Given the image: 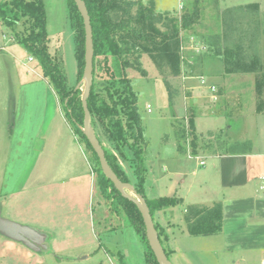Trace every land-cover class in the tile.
<instances>
[{"label":"rangeland","instance_id":"rangeland-1","mask_svg":"<svg viewBox=\"0 0 264 264\" xmlns=\"http://www.w3.org/2000/svg\"><path fill=\"white\" fill-rule=\"evenodd\" d=\"M43 1L49 52L59 59L68 84H73L70 87L82 91L84 76L75 81V34L70 27L67 0ZM254 2L264 11V0H154L156 12L169 11L170 15L178 18L185 9L191 11L194 6L197 8L193 27L181 30L179 34L178 75L168 74L165 66L159 68L148 53H142L139 58L144 73L133 68L126 70L131 87L137 94V108L142 118V143L146 144L144 165L146 169L151 166L148 176L147 171L145 173L144 183L147 188L153 185L154 194L165 192V188L160 187L162 181L155 180L152 175L167 174L175 169L177 160L171 157L175 151L174 136H177L178 143L187 141L186 130L191 132L188 133L189 142L191 134H194L196 145L201 146L204 152L223 153L246 141H256L255 145L263 148L264 17L255 13ZM142 3L148 5L149 0H142ZM135 8L136 5L133 11ZM0 29V46L4 44L2 35L5 36L6 45L13 43L11 51L3 49L0 53V216L36 231L38 229L46 236L41 242L47 245L46 248L37 249L0 233V264H145L147 245L144 239L130 224L124 210L119 207L115 211L101 196L99 189L97 196L94 193L92 197L95 210L89 221L83 219L82 227L76 225L73 230L65 229L63 222L57 221L52 234L49 232L58 218V212L49 215L48 210L37 205L40 190L25 189L16 195H4L24 180L27 182L29 176H33V179L38 177L34 165L46 158L38 152L42 137L38 138L34 132L38 130L41 118L49 117L48 113L45 117V104L48 107L51 104L52 110L56 102L35 59L18 43L12 40L8 43V27L0 26ZM217 50L219 54H216ZM253 58H258L259 63L254 65L252 71H244L243 63H249ZM222 72L221 78L212 77ZM47 87L49 93L46 92ZM147 105L151 111L146 109ZM258 105L262 108L261 112L257 111ZM13 114L19 122L14 120ZM174 115H179L174 119L175 127L172 125ZM197 115L203 118L198 124L201 133L197 132L198 129L195 131V127L192 132L187 122ZM13 121L15 127L11 129ZM93 124L106 151L117 155L113 143H107L97 122ZM207 124L208 128L204 130ZM211 124L218 125L215 132L208 130ZM80 144L94 179L98 181L97 161L86 145L83 142ZM183 153L181 165L188 170L194 161L187 160ZM164 166L167 167L165 172ZM64 170L63 165L62 174ZM179 184L183 186V183ZM124 190L128 191L126 188ZM98 203L100 207L105 206L102 213L98 211ZM180 209L179 206L174 209L175 216H182ZM174 219L178 221L177 217ZM80 229L82 233L77 235H89L87 240L93 239L94 242L74 248L71 246L75 242L72 236ZM67 232L71 233V237ZM161 232L163 246L172 264H188L180 251L176 254L169 249ZM176 234L179 235L175 246L185 250L191 264H225L226 257H229L215 252L221 242L218 236H191L186 228L182 234ZM210 248L214 250L213 253L207 252Z\"/></svg>","mask_w":264,"mask_h":264},{"label":"trees","instance_id":"trees-1","mask_svg":"<svg viewBox=\"0 0 264 264\" xmlns=\"http://www.w3.org/2000/svg\"><path fill=\"white\" fill-rule=\"evenodd\" d=\"M84 1L90 16L94 49L93 82L87 100L91 123L94 128L93 123L97 122L103 137L113 143L118 156L128 161L135 176V182L132 184L145 198L154 221L155 211L176 206L181 203V199L170 196L147 199L144 194L143 186L147 170L144 165L146 144L142 143L143 127L137 108L138 97L131 87L126 70L133 68L144 73L139 58L142 53H148L159 68L165 66L169 71L168 74L178 75L180 72V60L177 55L179 34L181 30H189L193 27L197 8L194 6L191 11L185 9L178 18L170 15L169 11L156 12L154 0H149L148 5H144L142 0ZM135 5L136 8L133 11ZM67 8L70 27L75 34L74 56L76 82H78L84 74L83 20L73 0H67ZM0 24L10 29L11 35L9 34L8 38L18 43L29 56L35 59L36 65L55 92L68 124L78 140L83 142L94 155L98 165L97 183L100 194L115 211L119 207L124 210L130 224L144 239L147 245L144 255L145 264H159L148 246L144 223L136 205L115 189L112 182L102 173L96 153L79 128L83 121L81 89L67 85L59 59L49 52L44 1L0 0ZM226 51L228 52L227 49ZM219 53L217 50L216 54ZM257 63H259L258 58H253L251 62L243 63V70L252 71ZM258 84L260 86L261 83L258 82ZM257 111H262L260 105L257 106ZM187 122L190 130L194 132L193 117H190ZM186 133H188L187 130ZM189 144L191 153L195 154L197 145L194 134H191ZM103 148L108 163L120 180L131 183L118 164L116 156L108 153L104 146ZM183 218L186 231L191 236L218 234L222 230L221 202L216 201L211 205H188ZM154 225L163 246L157 222L154 221ZM164 250L169 258L168 252L165 248Z\"/></svg>","mask_w":264,"mask_h":264},{"label":"crops","instance_id":"crops-1","mask_svg":"<svg viewBox=\"0 0 264 264\" xmlns=\"http://www.w3.org/2000/svg\"><path fill=\"white\" fill-rule=\"evenodd\" d=\"M252 6L255 13L264 17V11L257 2H254ZM2 36L4 44L0 46V53H2L1 50L3 49L10 50L13 45L12 43L10 45L7 44V46L5 36ZM10 41L8 40V43ZM222 74L223 72L213 74L212 77L221 78ZM44 81L48 86L47 80L44 79ZM67 85H69L68 82ZM72 85H69V87ZM48 87L56 104H54L52 110L51 104L49 107L48 104H45V117H47V113L49 117L41 118L38 130L34 132V134L38 135V138L42 137L38 152H40V156L44 155L43 158L46 159L34 165L38 171L36 179H33V176H29L31 179L28 177L27 182L24 180L21 185L14 186L13 189H10L4 195L9 194L12 196L25 189L40 190L37 195L38 198L40 197V202L38 201L37 205L42 209L48 210L49 215L52 212H58V218L51 225L49 232V234H52L57 221H62L65 229L69 228V230H73L76 225L82 227L83 219L86 222L89 221L95 210L92 197L94 193L95 197L97 196L99 188L80 141L63 117L55 92L50 85ZM48 87L45 88L47 93H49ZM13 115L14 120L16 119L19 122L16 115ZM179 115L173 116L172 125L175 124V117L177 118ZM202 119V115L193 117L195 131L198 129L197 132L199 133L202 130H199L198 124ZM30 122L34 123V120ZM11 124V129H13L15 122L13 121ZM173 126L175 127V125ZM210 126L211 129L208 130L213 132L218 128L217 124H211ZM207 128L208 124L204 130H207ZM9 131H11L10 128ZM188 133L187 141H182V143H178L177 136H174L175 151L171 157L177 160L174 164L175 169L169 170L167 174L159 173L156 175L155 171L153 172L152 176H155V180L162 181L160 187L165 188V192L154 194L152 191L153 185H149L151 187L147 188L144 183L143 186L147 199H156L161 196L181 199L180 204L157 210L154 213V221L157 222L160 231H162L164 241L168 244L169 249L176 254L180 251L187 263L191 264L185 256V250H180V248L175 246L176 237L179 235L176 233L181 232L182 234L185 231L183 227L185 226L184 212L188 205H211L213 202L219 201L222 205V230L218 234L206 236H218V239L221 240L215 252L223 256H229L226 257L227 261L225 264H264V190L260 188V177L264 176V131L261 132L262 149L255 145L256 141L252 143L246 141L239 143L237 148L226 149L227 151L223 153L215 151L204 152L201 146H197L195 154L191 153L188 138L190 134L188 135ZM199 138H202V136ZM107 143L109 144V142ZM102 145L104 146V144ZM113 150L115 152V149ZM113 150H111L112 153H114ZM184 150L185 154L183 153ZM181 151L187 157V160L194 161L192 167L188 170L185 165H181V160L183 159ZM115 156H117V162L119 161L118 164L128 179L131 183H134L135 176L128 161L121 159L118 154ZM201 161L203 162L202 164H200ZM63 165L65 166L64 174H62ZM166 170L167 167L164 166L163 171L165 172ZM146 171L148 176L151 166ZM186 177H188V180ZM180 178L182 179L180 180ZM178 180L183 183V186H180ZM186 182L187 185L184 186ZM99 204L98 207L100 209L98 211L102 213L105 206L100 207ZM177 206L181 207V217L174 214V209ZM174 217H177L178 221ZM37 231L39 230L37 229ZM79 233H82V229L76 231L72 236L75 242L71 246L74 248L83 247L94 242L93 239L87 240L89 235L84 233L77 235ZM39 234L44 240L45 234L41 232ZM67 235L71 237V233L67 232ZM213 251L210 248L207 252L213 253ZM85 257L87 258L88 256Z\"/></svg>","mask_w":264,"mask_h":264},{"label":"water","instance_id":"water-1","mask_svg":"<svg viewBox=\"0 0 264 264\" xmlns=\"http://www.w3.org/2000/svg\"><path fill=\"white\" fill-rule=\"evenodd\" d=\"M78 12L83 20L84 27V68L83 76L85 78L84 85L81 91V104L83 109L82 131L91 145L93 151L96 153L102 173L108 178L115 189H117L125 198L133 202L141 214L145 237L149 248L155 256L159 264H172L167 257L165 250L160 242L157 229L155 228L153 218L150 214L149 207L145 198L136 191L134 185L130 182H123L114 172L105 155L102 143L97 137L95 130L91 123L90 111L88 109L87 100L90 94L93 82V36L90 16L84 0H73ZM128 189L129 192L124 189ZM0 233L13 240L22 241L25 245L30 247L46 248L45 243L41 242L42 237L40 234L28 227L19 225L8 219L0 216Z\"/></svg>","mask_w":264,"mask_h":264},{"label":"built area","instance_id":"built-area-1","mask_svg":"<svg viewBox=\"0 0 264 264\" xmlns=\"http://www.w3.org/2000/svg\"><path fill=\"white\" fill-rule=\"evenodd\" d=\"M29 60L31 59V57L28 58ZM32 60V59H31ZM147 109L150 110V106L147 105ZM203 162L201 161L200 164H202ZM260 188L262 190H264V176L260 177Z\"/></svg>","mask_w":264,"mask_h":264}]
</instances>
